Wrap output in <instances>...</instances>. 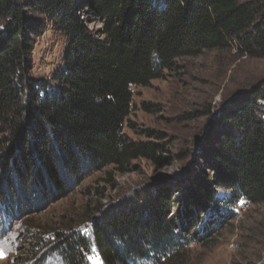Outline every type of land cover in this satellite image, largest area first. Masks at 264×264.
Masks as SVG:
<instances>
[{
  "label": "trees",
  "instance_id": "16d2710c",
  "mask_svg": "<svg viewBox=\"0 0 264 264\" xmlns=\"http://www.w3.org/2000/svg\"><path fill=\"white\" fill-rule=\"evenodd\" d=\"M49 26L66 50L51 77L37 78L33 51ZM207 50L264 58V0H0V215L32 212L108 167L171 164L164 133L124 132L131 88ZM194 161L181 190L157 182L95 206L89 233L58 232L60 264H90L93 249L102 264H180L240 203H264V84L210 116Z\"/></svg>",
  "mask_w": 264,
  "mask_h": 264
},
{
  "label": "rangeland",
  "instance_id": "374dc122",
  "mask_svg": "<svg viewBox=\"0 0 264 264\" xmlns=\"http://www.w3.org/2000/svg\"><path fill=\"white\" fill-rule=\"evenodd\" d=\"M66 45V38L49 26L35 44L32 74L51 77L62 65ZM256 84H264V58L241 56L236 50H207L179 60L148 86H133L128 117L133 127L126 122L124 132L136 141L151 140L147 131L164 133L173 162L159 167L141 159L126 174L108 167L87 177L67 196L32 212L0 215V264H60L58 232L73 227L89 233L95 206L142 197L157 182L181 190L191 177L210 116ZM234 210L235 218L205 244L190 245L180 264H264V203L243 201ZM89 260L102 264L96 249Z\"/></svg>",
  "mask_w": 264,
  "mask_h": 264
}]
</instances>
